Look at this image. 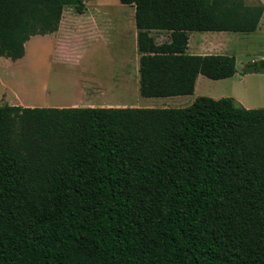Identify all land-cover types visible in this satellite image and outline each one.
Instances as JSON below:
<instances>
[{
	"label": "trees",
	"instance_id": "trees-1",
	"mask_svg": "<svg viewBox=\"0 0 264 264\" xmlns=\"http://www.w3.org/2000/svg\"><path fill=\"white\" fill-rule=\"evenodd\" d=\"M89 1L0 0V58L22 59ZM119 1L135 7L144 98L233 77L235 56L186 54L187 35L253 33L264 14L240 0ZM151 31L172 43L154 47ZM263 73L264 58L242 72ZM0 264H264V109L206 96L182 108L0 106Z\"/></svg>",
	"mask_w": 264,
	"mask_h": 264
},
{
	"label": "rangeland",
	"instance_id": "rangeland-1",
	"mask_svg": "<svg viewBox=\"0 0 264 264\" xmlns=\"http://www.w3.org/2000/svg\"><path fill=\"white\" fill-rule=\"evenodd\" d=\"M240 1L246 5H259L264 2V0ZM86 7L87 10L84 14H78L74 8L67 7L64 11L59 30L61 29L62 33L73 32L74 30L79 33H91L92 29L96 28L95 21L99 23V28L101 27L102 30H105L106 20L109 22L114 20V23H116L115 28H119L117 31L111 32L113 28L111 23L107 26V30L110 31L114 42L121 43L124 36L127 38L123 30L125 28V12L130 10L129 6L121 4L119 0H93L87 2ZM261 21L260 32L256 33L258 35L225 33L224 36H228L227 40L230 41L226 43L228 51L232 53L227 55L235 56L237 73L231 78L218 81L202 77L203 81L198 86L199 91L204 90L205 94L201 96L216 100L221 98H234L240 105L247 109H264V73L242 74L244 66L247 63L264 58V16ZM205 33L209 32H192V44H194L200 34ZM147 34L148 38L154 44V47L163 46L162 42H168L169 39H173V33L171 32L162 33L151 31ZM190 34L187 35L188 39ZM243 34L248 36V39H239V36ZM179 41L182 42V45L186 42L184 37H180ZM54 49V37L38 36L29 43L27 56L23 61L18 63L8 58H6V61H0V67L6 68L0 71V89L3 86H8L11 93L10 99L23 98L30 99L33 102H39L44 101L43 96L46 95V90L51 85H56V88H59L63 92L67 90L75 92L77 88H81L83 85L82 82L89 76V73L83 74L84 69L90 71V77L96 76L99 80L104 81L112 76H109L108 70H115L117 66L114 58L109 53L99 51L93 44L84 55L79 68L76 69L54 61ZM75 55L73 53H67L64 56V60L70 61L76 59ZM95 72H98L99 75H95ZM7 92L3 90L2 93L7 97ZM134 96L135 89L132 88L130 97L132 98ZM160 100L169 101H161L155 104L157 105L155 107L182 108L191 105L195 101V97L194 95H188ZM3 103L8 105L7 102L3 101ZM142 106L144 107V104Z\"/></svg>",
	"mask_w": 264,
	"mask_h": 264
},
{
	"label": "crops",
	"instance_id": "crops-1",
	"mask_svg": "<svg viewBox=\"0 0 264 264\" xmlns=\"http://www.w3.org/2000/svg\"><path fill=\"white\" fill-rule=\"evenodd\" d=\"M264 5V2H263ZM130 7L128 12H125L123 30L124 36L121 43L114 42V39L108 31V24L111 23L112 27L115 28V21L106 20V29L102 30L99 28V23L95 21L96 28H93L91 33L88 32H73L62 33L61 29L52 35H46L43 37H54L55 39V49H54V61L68 65L72 69L79 68L84 55L87 53L88 49L91 48L92 44L97 47L99 51H105L109 53L111 57L114 58L116 62L115 70H108L109 76L106 80L101 81L96 76L90 77V71L86 69L83 70V74H88L82 83L81 88H75L76 91L67 90L65 92L61 91L59 88L52 86L47 88L46 95L43 96L44 101L33 102L30 99L23 98H12L10 99V89L8 86H3L0 89V106L6 105L7 102L10 106H22V107H39V108H159L155 107L160 100L168 98H144L140 95V74H139V62L143 53L139 49L138 40V30L135 24V7L132 5H127ZM87 10V8H86ZM85 13V12H84ZM83 13V14H84ZM264 16V14H263ZM263 19V17H262ZM108 22V23H107ZM262 21L260 22L259 28L256 32L245 33V34H255L260 32ZM103 27V25H102ZM92 28V26H91ZM111 29V32L117 31L118 29ZM91 30V29H90ZM167 33V31H156ZM225 33L231 32H209L205 34H200L198 39L192 44L191 36H189L186 54L189 55H227L232 54L228 51V46L226 43L230 42L227 40L228 36H224ZM120 34V32H119ZM38 36H34L26 43L25 46V56L16 62L23 61L27 56V47L29 43ZM120 37V36H117ZM237 37V36H236ZM250 37V36H249ZM248 39V36L240 35L239 39ZM89 40V41H88ZM171 40V41H170ZM67 42V43H66ZM172 43V39L168 42H162V44ZM89 45V46H88ZM68 47V48H67ZM69 51V52H68ZM67 53L76 54V59L64 60V56ZM0 61H6V58L1 57ZM133 65V66H132ZM132 66V67H131ZM6 68L0 67L1 70ZM92 72V71H91ZM95 75H99L95 72ZM99 77V76H98ZM203 76H199L196 82L194 97L195 99L203 94L205 91H199V84L203 81ZM1 84V83H0ZM135 89V96L130 97L131 89ZM7 92V97L3 95ZM139 93V94H138ZM139 95V96H138ZM181 97V96H178ZM9 98V100H8ZM144 104V107L142 106ZM240 104V103H239ZM167 108V107H162Z\"/></svg>",
	"mask_w": 264,
	"mask_h": 264
},
{
	"label": "bare ground",
	"instance_id": "bare-ground-1",
	"mask_svg": "<svg viewBox=\"0 0 264 264\" xmlns=\"http://www.w3.org/2000/svg\"><path fill=\"white\" fill-rule=\"evenodd\" d=\"M103 76V75H102ZM39 100H41V99H39Z\"/></svg>",
	"mask_w": 264,
	"mask_h": 264
}]
</instances>
